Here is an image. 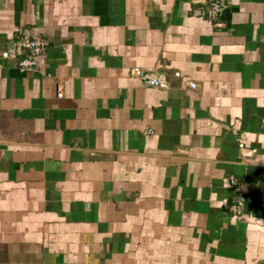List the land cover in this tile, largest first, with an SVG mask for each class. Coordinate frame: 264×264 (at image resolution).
Instances as JSON below:
<instances>
[{"label":"crops","instance_id":"0c3cea01","mask_svg":"<svg viewBox=\"0 0 264 264\" xmlns=\"http://www.w3.org/2000/svg\"><path fill=\"white\" fill-rule=\"evenodd\" d=\"M0 264H264V0H0Z\"/></svg>","mask_w":264,"mask_h":264},{"label":"built area","instance_id":"2783aa9c","mask_svg":"<svg viewBox=\"0 0 264 264\" xmlns=\"http://www.w3.org/2000/svg\"><path fill=\"white\" fill-rule=\"evenodd\" d=\"M221 11V7L218 2H213L209 8L205 10V13L210 18H215L217 14ZM15 48L9 51H6L2 54L4 58L7 57H16L17 53L25 52V56L22 59L18 60V69L21 72H31L36 69L39 64V58L45 47V42L39 38H23L15 42ZM131 77H134L140 81V83L145 87H165V83L156 76V74L145 71L139 68H133L130 72ZM175 77H179V74L176 73ZM194 88V85L191 86ZM240 149H243V144L239 145ZM251 152H246L244 155L247 157ZM229 184L232 187H238L239 184L237 180L233 177L229 178ZM244 209L242 200L232 204L230 210L235 214H240Z\"/></svg>","mask_w":264,"mask_h":264}]
</instances>
